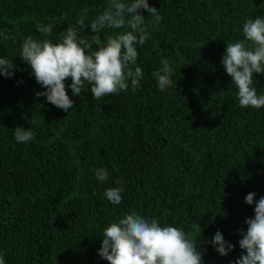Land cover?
<instances>
[{"label": "trees", "instance_id": "16d2710c", "mask_svg": "<svg viewBox=\"0 0 264 264\" xmlns=\"http://www.w3.org/2000/svg\"><path fill=\"white\" fill-rule=\"evenodd\" d=\"M148 3L162 20L136 45L140 87L133 91L129 82L128 91L94 100L87 84L81 96L73 95L69 77L74 107L66 113L35 95L44 89L19 55L22 42L28 36L57 42L70 26L91 39L87 25L107 0H0V33L11 37L0 36V57L17 66L13 77L0 75V254L6 264H109L97 251L103 231L133 212L190 234L204 264H233L241 255L239 229L246 231L255 207L245 196H264V107H240L220 61L227 43L244 39L249 18H264V0ZM83 9L84 30L77 24ZM39 25H53V32L42 34ZM128 30L105 29L102 43ZM162 59L176 83L163 91L153 75ZM253 80L264 95V74ZM17 126L30 127L34 139L17 142ZM99 168L107 170L104 182L96 179ZM118 186L122 202L113 205L105 191ZM218 230L235 246L226 256L207 243Z\"/></svg>", "mask_w": 264, "mask_h": 264}, {"label": "clouds", "instance_id": "9594fccd", "mask_svg": "<svg viewBox=\"0 0 264 264\" xmlns=\"http://www.w3.org/2000/svg\"><path fill=\"white\" fill-rule=\"evenodd\" d=\"M140 9L148 13L147 17L141 14ZM87 11L82 10L77 24L83 30L90 26L91 39L82 35L75 26H70L60 34L57 42L26 37L19 53L44 89L35 95L46 97L47 102L66 113L74 107L65 86L69 77L73 95L81 96L87 84L94 100L128 91L129 82L132 90L136 91L143 77V70L137 65L136 45H144L150 39V28L162 20L158 9L150 6L148 0H131L130 3L107 0L104 11L85 27ZM125 27L130 30L108 36L102 43L101 33L105 29ZM37 30L51 35L53 25H39ZM243 35L244 39L227 43L220 63L238 89L240 107L259 109L264 107V95L257 94L253 77L254 74H264V18H249L243 25ZM0 36L4 40L11 38L5 33H0ZM160 64L153 75L163 91L175 83L174 69L168 59H162ZM16 69L14 61L0 57V75L11 78ZM13 132L17 142L26 143L34 139L30 127L17 126ZM95 176L104 182L108 178L107 170L96 169ZM122 193L123 187H110L106 189L105 196L113 205H119ZM255 196V192L245 196L246 204L255 203L254 217L245 218L246 231L239 229L242 238L238 243L242 253L233 264H264V196L254 201ZM207 243L221 256L228 255L235 247L219 230ZM97 251L100 258L109 264H204L200 245L197 247L190 234L178 227L162 226L157 219L135 212L104 229ZM0 264H6L2 254Z\"/></svg>", "mask_w": 264, "mask_h": 264}]
</instances>
